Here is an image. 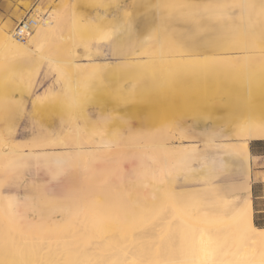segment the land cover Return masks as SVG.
Returning a JSON list of instances; mask_svg holds the SVG:
<instances>
[{"label": "rangeland", "instance_id": "1", "mask_svg": "<svg viewBox=\"0 0 264 264\" xmlns=\"http://www.w3.org/2000/svg\"><path fill=\"white\" fill-rule=\"evenodd\" d=\"M40 13L53 22L42 48L8 56L0 40L1 247L12 243L11 231L27 235L15 240L18 233H12L15 246L7 256L18 261L29 247V253L57 251L63 234L75 236L67 221L88 217L66 196H80L84 185L93 187L85 195L88 213L126 231L150 228L155 250L188 249L198 231H207L197 235L205 237L214 230L216 244L250 248L230 219L244 185L237 162L227 144L221 150L212 144L238 142V122L264 121V107L245 104V79L224 59L233 50L244 69L259 72L264 0H0V32L13 34L22 19ZM246 30L259 46L233 49L246 42ZM125 42L135 56L121 54ZM71 60L92 67L78 76ZM172 61L179 64L173 68ZM263 68L254 98L264 96ZM165 133L171 147L194 148L180 161L170 155L169 171L176 176L170 181L159 173L161 152L136 148ZM253 141L251 155L260 146ZM59 150L67 155L58 156ZM249 162L251 179L263 178L256 171L264 169L262 162L251 156ZM166 187L174 198L158 210Z\"/></svg>", "mask_w": 264, "mask_h": 264}, {"label": "bare ground", "instance_id": "2", "mask_svg": "<svg viewBox=\"0 0 264 264\" xmlns=\"http://www.w3.org/2000/svg\"><path fill=\"white\" fill-rule=\"evenodd\" d=\"M34 20H35V22L38 23V25L36 27H34L32 31L31 30L26 31L25 36H26V39H28V42L26 44L18 43L17 38L14 36V33L4 35L0 32V40L3 42V46H4L2 54H5V55L7 54L8 56H10V55H23L24 53H26L32 49H36V48L40 49L44 46V45H42V43H43L42 41L45 40L49 30L52 28L53 22L51 21L50 16H42L41 13L35 14ZM133 35H134V30L132 29L131 32L127 36L132 38ZM236 35H237V33H236ZM237 39H238V37H237ZM241 39L245 40L246 42H244L243 44H239V43H238V45L236 44L235 46H233V49L241 50V49H244L245 47L255 48L256 46H259L258 45L259 42H257L258 40H254L252 37H250L248 30H246V33L243 34ZM247 39H250V40L248 41ZM223 46H225V44ZM253 48L251 50H255ZM248 50L250 51V49H248ZM120 51L122 52L121 53L122 55H128V56L134 55L135 56V54H137V51L132 50V48H130L128 46L127 42L124 43V47H122V49ZM234 52L235 51L232 50L230 53H227L225 55V57H224V59H226L225 61L228 62V64L230 63L228 66L227 65H225V66L228 67L227 69L233 70L238 76H242L245 79L244 80L245 89H244V91H242L243 93H241L242 97H244V99H245V101H244L245 104L247 105L250 102L252 104L253 103L254 104L261 103L262 106L264 107V99L263 98L262 99L261 98H254L255 96L258 95L257 94L258 91H256V90L260 89V87H261L260 84L255 83V79H256V76L261 73V67L264 65V63H263V65H260V68L258 70L259 72H256L257 69L255 70V68H254L255 72H253L252 70L251 71L247 70L246 68H245L246 69L245 70L242 67V63H238V61L237 62L235 61V55L236 54ZM247 56H249V55H245L244 56L245 58L244 57L243 58L249 63V61L247 59L249 57H247ZM255 58H257V57H255ZM246 61H245V63L247 64ZM70 63L73 64L72 67L78 76H79V73L82 72L84 69H90L92 67V66H89L87 68H84L77 61H72ZM157 63H159V62L157 61ZM160 64H161V62H160ZM174 64L176 65L179 63L172 61V64H171L172 67ZM157 65L159 66V64H157ZM152 68H153V66H152ZM263 69H262V71H263ZM161 91H164V88H163V90L161 89ZM253 107H254V105H253ZM249 120L250 119H248V122H238L237 123L236 132L234 133V135L236 137L241 138L238 142H236V143L233 141L232 142H226V143L213 142L212 145H214L217 148V150H221L223 148V146H225L224 144H227L228 148L231 152L232 158L235 159L237 162L236 166L238 167L239 172L236 173V175L241 177V181L243 182L244 185H243V188L241 190L240 207L237 210H232V211L229 210L230 216H231L230 219L233 221V223L237 227L236 229L243 231L242 233L245 234V236L247 237L248 240H250V244L248 243L250 248H246V246H245L244 249L243 248L232 249L233 247H230L229 245L228 246L227 245L222 246V245H220L219 242H217V244H216L215 243L216 240L214 238H215V236L220 237V235L218 233L216 235V231L214 230L215 233H213L209 236H205V237L202 235L207 233V231H203L204 232V233L202 232L203 234L200 233V231H198L200 234H202V235L199 234V236H202V237H198L197 236L198 232H197L196 233L197 235L195 238H198V240L195 241L196 242L195 246L189 247L188 249H186V247L183 246V248H180L178 250H175V249L173 250L170 247H169L170 249L161 250L158 246L160 251L158 250V248H157V250H158L157 251V250H155L156 248L153 249L154 247L152 248L150 245L151 244L150 239L153 238V236H154V234L152 233L150 228L146 227V228H144V230H140L136 233L133 232L132 230L126 231L124 228L123 229L117 228L116 226L109 224L108 221L98 219V218L94 217V215H92L91 213H88L87 211L89 209L87 207L88 203L86 201L85 195H89L91 192H93V187H91L89 185H84V187L81 190V195L77 196V197H73L71 202L75 205L77 211H84L86 213L88 220H85V218L80 217V214H78L76 216H73L72 218H70L67 221L70 224V226L76 228L77 233L75 236H70L71 235L70 233L63 234L60 237L61 238L60 241L55 243L56 246H59V248H58L59 250H57V251L50 252V250L49 251L46 250V251H44V253H39V252L37 253L36 251H34L33 253H29V249L31 247H29V249L25 248V251H27L25 253H28V254L26 256H24L25 253L23 250V251H21V252H23V255H19L17 257V259H20V260L14 261L16 259L15 257H12L11 255L7 256V255L9 254L10 250H13L12 248H14V246H15L14 241L16 240V238L21 237V236L24 237V235H22L23 233L21 232L22 234L20 236L19 232L15 231L18 234H16L15 240H13L12 236L15 232L11 231L10 235L8 236V237H11V240H12V243H10L11 247H10V245L6 246L7 249L9 248V250H7L8 253L6 255H4V253H3L6 250V248H4L5 245L3 247L4 251H0V253L2 254L1 255L2 257L0 258V264H264V228H259L253 223V206H252L251 186H250V184H251V176H250L251 175L250 174L251 168H250V162H249L250 161L249 141L252 139L264 140V121H261V120L260 121H257V120L256 121H251V120L249 121ZM233 132H234V130H233ZM73 134L77 135L76 133H73ZM151 139H152L151 141H148V144H145V145L139 144L136 148H138V149L146 148L145 151L147 150L148 154H149L151 149L152 150L156 149V151L161 152V155L163 154L165 156V158L160 160V161H163V165L160 163L161 166H158L159 173H160V176L162 177V179L170 181L176 177V176H172L170 171H169L170 164H171V161L169 159L171 157L170 155H174L175 157L177 156L178 161H180L185 157V155L187 154L188 151L191 152L194 148L190 147L189 149H185V147H179V148L171 147L170 142L172 140V137L169 136V133H165L164 136H157V135L153 134L151 136ZM211 140H213V139H211ZM202 142H204V141H202ZM95 144H97V143H95ZM7 147L11 148L12 152L14 153L15 146H12V143H11V145L8 144ZM107 148L108 147H105V149H107ZM16 149H18V148H16ZM148 149H150L149 152H148ZM216 153L214 152L213 154H211V159L214 161H217L216 160ZM56 154L62 158L67 155L64 150L56 151ZM87 154H89V153H85V155H87ZM11 155L13 156L14 154H11ZM142 157H144V154H143V156L141 155V158ZM159 157L161 158V156H159ZM152 158H153V153H152ZM174 158L172 156V159H174ZM159 159H157V160H159ZM142 160H143V158L141 159V162H142ZM144 162H145V160H144ZM172 163H173V161H172ZM84 170H85V174H87V170L86 169H84ZM85 174H84V177H86ZM173 198H174V192H173L172 188L166 187L164 189V194L162 196V200H161L160 204L158 205V210L161 209V207H163V205L167 206L169 201H171ZM170 205L171 204H169L167 207L169 208ZM170 210H172V209H170ZM107 217H108V215H106V218ZM201 224H204V223H201ZM192 225H194V224H192ZM196 225L199 226V224H196ZM43 226H44V224L42 225V227ZM202 226H204V225H202ZM38 230L39 229H37V231ZM229 231L231 232V228ZM241 231H239V232H241ZM0 232L2 233V230ZM218 232H219V230H218ZM37 233L39 234V232H37ZM3 234H4V232H3ZM32 234H34V233H32ZM32 234H29V235H32ZM39 236H43V235H39ZM186 236H187V234H186ZM29 237H30V239L29 238H28V240L26 239L27 241L32 240L31 238L33 236L32 237L29 236ZM222 237L223 236H221V238ZM5 238H7V237L4 236V239ZM21 238H18V240H21ZM183 238H185V236ZM0 239H2L1 236H0ZM193 239H194V237H193ZM225 239H223V241ZM212 240L214 242L211 243ZM6 241H10V238ZM217 241H220V239ZM2 242L3 241L0 242V248H2L1 247ZM23 243L24 242H22V244ZM221 243H222V241H221ZM13 244H14V246L12 247ZM189 244H190V242H188V245ZM19 245H20V242H16V247H19ZM23 245H21V246H23ZM27 246H28V244H27ZM257 246L261 247V248H258ZM39 260H41V261H39Z\"/></svg>", "mask_w": 264, "mask_h": 264}, {"label": "crops", "instance_id": "3", "mask_svg": "<svg viewBox=\"0 0 264 264\" xmlns=\"http://www.w3.org/2000/svg\"><path fill=\"white\" fill-rule=\"evenodd\" d=\"M262 98L264 99V96H262L261 99ZM252 140H254L252 143H259L260 146L252 147V155L250 154V156L253 158H257L259 162H262V165L260 166H264V140ZM256 171L264 172V169L258 167ZM251 193L253 206V223L259 228H264V177L261 178V176L258 174L255 178V176L253 175V178L251 179ZM66 197L71 198L74 196L68 195Z\"/></svg>", "mask_w": 264, "mask_h": 264}, {"label": "built area", "instance_id": "4", "mask_svg": "<svg viewBox=\"0 0 264 264\" xmlns=\"http://www.w3.org/2000/svg\"><path fill=\"white\" fill-rule=\"evenodd\" d=\"M36 24L35 20L32 18L26 17L22 19L14 28V36L20 40V41H25L26 36L25 33L28 30H31V27Z\"/></svg>", "mask_w": 264, "mask_h": 264}]
</instances>
